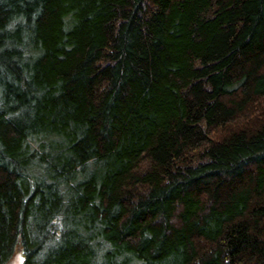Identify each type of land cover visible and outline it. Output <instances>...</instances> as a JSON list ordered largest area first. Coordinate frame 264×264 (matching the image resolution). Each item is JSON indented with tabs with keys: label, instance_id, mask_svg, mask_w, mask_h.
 Returning a JSON list of instances; mask_svg holds the SVG:
<instances>
[{
	"label": "trees",
	"instance_id": "1",
	"mask_svg": "<svg viewBox=\"0 0 264 264\" xmlns=\"http://www.w3.org/2000/svg\"><path fill=\"white\" fill-rule=\"evenodd\" d=\"M264 264V0H0V264Z\"/></svg>",
	"mask_w": 264,
	"mask_h": 264
},
{
	"label": "rangeland",
	"instance_id": "2",
	"mask_svg": "<svg viewBox=\"0 0 264 264\" xmlns=\"http://www.w3.org/2000/svg\"><path fill=\"white\" fill-rule=\"evenodd\" d=\"M22 261H23V255L21 251L17 250L8 264H21Z\"/></svg>",
	"mask_w": 264,
	"mask_h": 264
}]
</instances>
